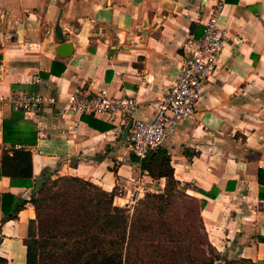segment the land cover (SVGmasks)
Returning a JSON list of instances; mask_svg holds the SVG:
<instances>
[{
	"label": "crops",
	"instance_id": "crops-1",
	"mask_svg": "<svg viewBox=\"0 0 264 264\" xmlns=\"http://www.w3.org/2000/svg\"><path fill=\"white\" fill-rule=\"evenodd\" d=\"M217 8V25L228 31L221 63L194 119L181 123L160 147L182 189L205 200L201 216L219 261L264 264V187L257 178L264 170V0H0V96L30 92L54 100L34 114L1 104L0 154L7 119L12 141L30 146L38 181L77 176L114 190L121 207L146 192H161L164 180L140 172L123 132L134 117H154L179 75L185 44L202 35ZM63 43L71 44L68 57L56 51ZM54 62L64 66L60 75L51 72ZM103 89L137 102L126 118L92 116L109 125L107 131L91 129L66 106L77 91ZM7 192L31 196L2 176L0 205ZM32 235L35 214L26 204L17 219L0 224L5 264H27Z\"/></svg>",
	"mask_w": 264,
	"mask_h": 264
},
{
	"label": "trees",
	"instance_id": "trees-1",
	"mask_svg": "<svg viewBox=\"0 0 264 264\" xmlns=\"http://www.w3.org/2000/svg\"><path fill=\"white\" fill-rule=\"evenodd\" d=\"M63 70V65L53 63L54 75ZM81 120L94 130L111 128L92 116L83 115ZM11 123L6 119L2 124L0 177L9 178L11 187L30 190L31 196L25 200L2 194L0 224L17 219L26 204L32 206L36 235L28 242L27 264H215L220 260L201 216L205 200L182 189L164 148L142 160L133 158L141 173L157 182L163 179L164 187L161 192H146L129 211L115 204L114 190L77 176L50 175L35 192L38 180L33 177L30 146L12 141ZM257 178L264 187V170ZM259 198H264V190ZM0 264H5L2 258Z\"/></svg>",
	"mask_w": 264,
	"mask_h": 264
},
{
	"label": "built area",
	"instance_id": "built-area-1",
	"mask_svg": "<svg viewBox=\"0 0 264 264\" xmlns=\"http://www.w3.org/2000/svg\"><path fill=\"white\" fill-rule=\"evenodd\" d=\"M219 13L218 8L213 9L204 23L202 35L185 44L179 75L159 101L154 117L151 120L131 119L126 144L132 157L142 160L152 155L181 123L194 119L196 105L221 63L224 42L228 37V31L217 25ZM53 101L51 97L30 92L13 93L7 98L0 96V105L6 103L24 114H34ZM66 106L75 115L103 117L107 122H113L116 116L126 118L134 114L137 102L132 97L110 96L103 89L94 93L77 91L68 97ZM72 130L75 131L76 126ZM135 202V199H130L124 207L131 211Z\"/></svg>",
	"mask_w": 264,
	"mask_h": 264
},
{
	"label": "water",
	"instance_id": "water-1",
	"mask_svg": "<svg viewBox=\"0 0 264 264\" xmlns=\"http://www.w3.org/2000/svg\"><path fill=\"white\" fill-rule=\"evenodd\" d=\"M56 51L59 54V56H61V57H68L71 54V52H72L71 44L70 43L60 44L58 46V48L56 49ZM130 125L131 124H128V126L125 128V130L123 132V140L124 141H127V136H128V132H129V129H130ZM44 181H45V179L37 181L35 183V185H34V189L33 190L35 192H37L39 190L40 186L43 184ZM215 264H222V260L216 262Z\"/></svg>",
	"mask_w": 264,
	"mask_h": 264
},
{
	"label": "rangeland",
	"instance_id": "rangeland-1",
	"mask_svg": "<svg viewBox=\"0 0 264 264\" xmlns=\"http://www.w3.org/2000/svg\"><path fill=\"white\" fill-rule=\"evenodd\" d=\"M135 204H136V202H135ZM116 205H117V204H116ZM124 206H125V205H124ZM124 206H123V207H124ZM134 206H135V205H134ZM132 209H133V208H132ZM131 211H132V210H131Z\"/></svg>",
	"mask_w": 264,
	"mask_h": 264
}]
</instances>
